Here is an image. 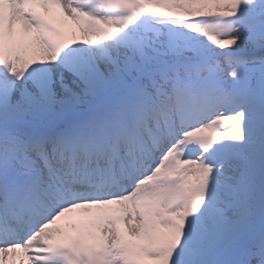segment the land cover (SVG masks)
<instances>
[{
    "label": "snow or ice",
    "instance_id": "obj_1",
    "mask_svg": "<svg viewBox=\"0 0 264 264\" xmlns=\"http://www.w3.org/2000/svg\"><path fill=\"white\" fill-rule=\"evenodd\" d=\"M0 264H264V0H0Z\"/></svg>",
    "mask_w": 264,
    "mask_h": 264
}]
</instances>
